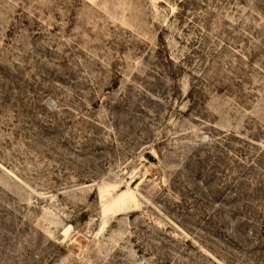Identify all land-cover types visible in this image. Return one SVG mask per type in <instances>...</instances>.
Instances as JSON below:
<instances>
[{"label":"rangeland","instance_id":"obj_1","mask_svg":"<svg viewBox=\"0 0 264 264\" xmlns=\"http://www.w3.org/2000/svg\"><path fill=\"white\" fill-rule=\"evenodd\" d=\"M0 264H264V0H0Z\"/></svg>","mask_w":264,"mask_h":264}]
</instances>
